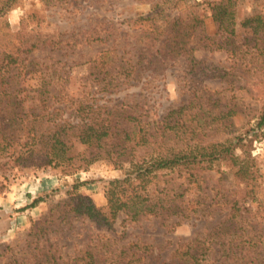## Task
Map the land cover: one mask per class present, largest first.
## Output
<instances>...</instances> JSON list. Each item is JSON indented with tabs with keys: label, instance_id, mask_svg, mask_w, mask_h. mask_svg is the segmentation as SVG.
I'll return each instance as SVG.
<instances>
[{
	"label": "rangeland",
	"instance_id": "obj_1",
	"mask_svg": "<svg viewBox=\"0 0 264 264\" xmlns=\"http://www.w3.org/2000/svg\"><path fill=\"white\" fill-rule=\"evenodd\" d=\"M152 1L17 0L12 10L0 15V50L10 47L26 64L24 68L21 65L17 68L15 100L27 106L32 100L39 102L40 93L53 100L56 98L52 95L65 93L110 105L138 104L136 108L149 118L182 104L190 105L193 110H206L207 119L218 115L214 118V127L205 128L202 137L219 140L247 137L236 152L264 174V127L257 128L264 106V38L254 39L249 27L242 24L246 16H264V0L237 1L234 40L238 52L232 55L225 49L197 47L192 52L200 61L196 69L184 54L174 57L167 53L159 41L148 37L146 33L153 36L151 31L145 33L140 21L135 22L139 15L151 10ZM208 1L183 0L177 10L168 8L164 18H172L177 13L185 20L197 17L201 23L196 33L200 32L204 42L210 36L222 41L227 36L213 20ZM164 22L162 19L161 23ZM21 37L38 42L39 47L31 53H18L16 45ZM100 55L114 60L112 66L122 79L126 78L125 83L110 87V91L95 85L89 61ZM223 70L230 72L227 81L219 76ZM230 109L235 113L230 116L221 113ZM218 124L223 126L217 130ZM81 148L79 145L78 149ZM6 170L9 178L0 192V212L5 215L3 220L0 215V264H17L14 260L29 264L40 253L44 255L43 263L48 259L62 264H84L86 251H93L104 260L117 248L120 250L132 242H148L149 259L153 264H163L172 258L173 250L183 241L195 236L208 237L213 227L225 219L238 194L233 166L219 161L202 172L198 181L189 182L175 174L160 178L158 187H173L168 194L176 193L188 214L172 230L163 226L158 217L149 216L130 223L123 222L125 215L121 214L110 229L97 227L88 220L74 221L73 227H62L63 223L57 226L53 221L42 224L49 229L33 233L31 226L45 221L54 205L70 193L89 197L98 205L109 203L110 196L122 190L120 185L108 189L109 181L121 177L123 170L106 159L67 175L59 168L33 165ZM27 188L37 196L44 195L45 200L38 204L34 215L24 212L25 220L18 221L22 205L11 210L7 199L16 198ZM261 192L264 194V186ZM1 200L4 201L1 203ZM212 247V264H221L219 244L213 242Z\"/></svg>",
	"mask_w": 264,
	"mask_h": 264
},
{
	"label": "trees",
	"instance_id": "obj_2",
	"mask_svg": "<svg viewBox=\"0 0 264 264\" xmlns=\"http://www.w3.org/2000/svg\"><path fill=\"white\" fill-rule=\"evenodd\" d=\"M182 1L153 0L151 10L139 15L135 22L140 21L145 33L151 31L153 36L146 33L148 37L159 41L170 55L184 54L194 69L200 62L192 53L197 47L225 49L232 55L238 52L234 40L238 0H207L213 20L227 38L220 41L210 36L205 42L199 36L200 32L196 33L201 23L197 17L185 20L177 13L165 20L164 13L168 8L177 10ZM16 3L17 0H0V15L12 10ZM165 3L170 4L166 6ZM242 24L249 27L254 39L264 38L262 14L246 16ZM38 47V42H29L22 37L16 45L18 53H31ZM23 60L19 54L11 52L10 47L0 50V169H4L0 170V192L4 191L5 180L9 178L6 169L18 166L59 168L67 175L106 159L115 168L123 170L121 177L109 181L108 189L122 186L120 193L110 196L109 203L98 205L89 197L70 193L54 205L45 221L31 226L30 232H44L49 228H43L42 224L53 221L57 226L63 223L62 227H73L74 221L88 220L97 227L110 229L121 214L125 215L123 222L130 223L149 216L158 217L163 226L172 230L188 214L177 194H168L173 187H158L160 178L175 174L189 182L198 181L202 172L212 168L214 163L227 161L233 166L238 190L230 211L208 237L195 236L183 241L173 250L172 258L163 264H212L213 242L220 246L221 264H264V194H261L264 174L248 158H242L236 152L238 147H243L247 137L237 136L235 140L202 137L205 128L214 127V118L218 115L207 119L206 110H193L190 105L183 104L153 118L136 108L138 104L110 105L90 98H73L65 93L52 95L55 100L40 93L39 102L32 100L31 104L22 105L15 100V94L17 68L20 65L26 67ZM113 61L104 55L89 61L95 85H101V89L110 91V87L127 81L120 77L119 71L115 72ZM229 73L223 70L219 76L226 80ZM221 113L230 116L235 111L230 109ZM222 126L218 124L217 130ZM263 127L264 106L257 122L258 129ZM79 145L81 149H78ZM221 195L226 196L225 192ZM44 200L45 196L39 195L25 207ZM114 252L103 260L93 251H86L88 256L84 264H153L149 259L151 245L148 242H132ZM43 258L42 253L35 254L29 264H62L48 259L43 263ZM14 261L26 264L23 260Z\"/></svg>",
	"mask_w": 264,
	"mask_h": 264
},
{
	"label": "crops",
	"instance_id": "obj_3",
	"mask_svg": "<svg viewBox=\"0 0 264 264\" xmlns=\"http://www.w3.org/2000/svg\"><path fill=\"white\" fill-rule=\"evenodd\" d=\"M35 197H37V195L33 194V192L29 188H27L26 192L19 193V195L16 198L7 199L8 204L11 207V210H12V208L19 207V205L21 207V205H22V207L20 208L22 214H21V216H18V221H22V220L24 221L25 220L26 215L24 212H26L27 214L30 213L31 215H34V213H36L35 211L37 209L38 204L35 206L25 207L26 205H29L34 200ZM15 200L17 201L16 204L14 202ZM2 201H4V200H1V203H2ZM0 215L2 216V220H3V218H5V215L3 216L1 212H0ZM9 218L11 219L10 216H9ZM0 219H1V217H0Z\"/></svg>",
	"mask_w": 264,
	"mask_h": 264
}]
</instances>
